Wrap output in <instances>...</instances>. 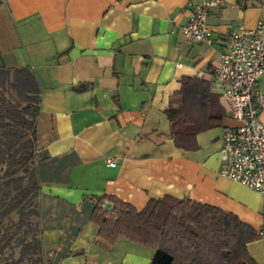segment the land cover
Here are the masks:
<instances>
[{"label":"crops","instance_id":"obj_1","mask_svg":"<svg viewBox=\"0 0 264 264\" xmlns=\"http://www.w3.org/2000/svg\"><path fill=\"white\" fill-rule=\"evenodd\" d=\"M210 1L0 0V67L31 69L42 90L37 170L48 264H151L155 251L126 238L98 244L92 214L104 196L139 211L170 196L232 213L259 234L247 248L264 264V198L219 175L222 137L236 126L226 104L221 98L222 126L199 134L197 151L175 146L165 114L180 106L184 78L221 95L214 72L230 33L264 22V0H220L208 18L213 45L187 41L189 4ZM81 84L89 89L77 92ZM258 87L264 92V76Z\"/></svg>","mask_w":264,"mask_h":264},{"label":"trees","instance_id":"obj_2","mask_svg":"<svg viewBox=\"0 0 264 264\" xmlns=\"http://www.w3.org/2000/svg\"><path fill=\"white\" fill-rule=\"evenodd\" d=\"M179 107L165 114L175 146L197 151V136L222 126L227 116L221 95L201 78L182 79ZM88 84L76 91L84 92ZM41 87L29 68L0 67V257L4 264H48L40 224L41 186L37 170V118ZM110 202L111 211L103 205ZM18 218L11 226L4 221ZM92 220L98 244L123 237L155 251L151 264H256L248 244L259 234L236 215L190 199L151 200L142 210L115 197H100ZM21 255L14 259L16 248ZM6 252V253H5Z\"/></svg>","mask_w":264,"mask_h":264},{"label":"built area","instance_id":"obj_3","mask_svg":"<svg viewBox=\"0 0 264 264\" xmlns=\"http://www.w3.org/2000/svg\"><path fill=\"white\" fill-rule=\"evenodd\" d=\"M221 4L211 0L189 4L188 22L181 31L187 41L212 46L209 12ZM264 76V22L254 29L238 27L230 33L214 77L221 86V98L236 126L225 130L219 151V175L259 193L264 198V92L258 87ZM109 167H116L108 159Z\"/></svg>","mask_w":264,"mask_h":264},{"label":"rangeland","instance_id":"obj_4","mask_svg":"<svg viewBox=\"0 0 264 264\" xmlns=\"http://www.w3.org/2000/svg\"><path fill=\"white\" fill-rule=\"evenodd\" d=\"M1 175H2V172L0 171V177H1ZM0 198H1V196H0ZM17 220H18V218L13 215L10 218L6 219V221H4L5 226H11L14 223H16ZM20 255H21V251L17 247L16 250H15V252H14L13 258L14 259H17V258H19ZM4 257H6V256L3 255L2 257H0V264H4L5 263ZM24 264H31V263H30V261H26Z\"/></svg>","mask_w":264,"mask_h":264},{"label":"water","instance_id":"obj_5","mask_svg":"<svg viewBox=\"0 0 264 264\" xmlns=\"http://www.w3.org/2000/svg\"><path fill=\"white\" fill-rule=\"evenodd\" d=\"M103 208L105 210L111 211L113 209V206L110 202H105V204L103 205Z\"/></svg>","mask_w":264,"mask_h":264}]
</instances>
